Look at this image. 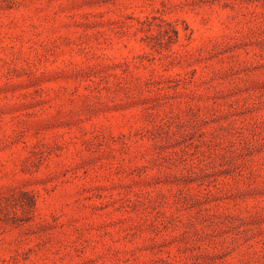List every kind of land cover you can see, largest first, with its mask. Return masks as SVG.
Wrapping results in <instances>:
<instances>
[{"label":"rangeland","instance_id":"obj_1","mask_svg":"<svg viewBox=\"0 0 264 264\" xmlns=\"http://www.w3.org/2000/svg\"><path fill=\"white\" fill-rule=\"evenodd\" d=\"M0 264H264V0H0Z\"/></svg>","mask_w":264,"mask_h":264}]
</instances>
